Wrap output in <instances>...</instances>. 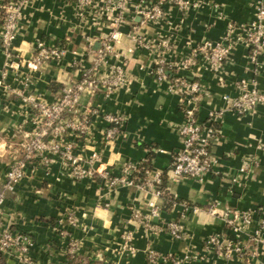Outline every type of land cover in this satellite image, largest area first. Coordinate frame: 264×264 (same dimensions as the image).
<instances>
[{
  "label": "crops",
  "instance_id": "1",
  "mask_svg": "<svg viewBox=\"0 0 264 264\" xmlns=\"http://www.w3.org/2000/svg\"><path fill=\"white\" fill-rule=\"evenodd\" d=\"M89 1L83 7L76 0H29L22 6L12 44L15 52L28 61L40 40L62 50L59 60L32 70L23 66L31 79L27 89L14 81L12 70L5 69L0 46V76L6 70L5 87L0 86V182L8 156L6 146L20 139L23 120L22 102L9 88L51 102L62 87L80 79L81 69L91 66L100 41L111 30L108 18L101 16V0ZM147 1L153 4L158 0ZM188 1L190 6L182 9L163 0L162 15L151 22L133 11L132 0L118 27L114 53L94 73L97 87L80 97L83 108L91 111L83 134L71 137L77 155L86 161L97 154L94 166L112 176H118L127 164L148 160L151 170L165 175L164 187L173 201L156 198L137 184L111 187L98 176L73 181L59 155L51 156L48 169L29 163L24 178L6 193L0 219L5 227L30 235L33 264H76L67 255L71 242L76 244L78 264H111L116 259L119 264H172L168 259L172 257H190L189 264H264V236L261 244L249 241L264 220V106L237 115L229 105L239 94L241 79L253 80L255 87L264 91V70L255 73L244 46L232 43L220 70L199 63L188 73L180 72L203 86L197 100L189 103L197 121L202 123L209 113H218L210 144L215 165L202 180L168 177L171 154L181 147L177 129L183 120L181 105L187 101L166 81L152 75L161 55L155 48L159 41L168 42L169 49L162 56L173 66L199 43L226 36L233 39L229 25L251 22L259 0ZM259 61H264V54ZM117 64L124 65L125 82L106 94L101 82ZM174 73L167 68L168 79ZM104 115L124 119L121 133L112 143L103 137L108 127ZM150 203L156 205L157 215L151 214ZM67 212H73L79 224L66 226L62 234L57 220ZM246 212L252 214L250 223L242 228L229 224ZM171 222L180 225L181 238L166 231ZM126 232L132 237L131 254L120 252ZM212 236L224 243H240L241 256L216 254L205 243Z\"/></svg>",
  "mask_w": 264,
  "mask_h": 264
},
{
  "label": "built area",
  "instance_id": "2",
  "mask_svg": "<svg viewBox=\"0 0 264 264\" xmlns=\"http://www.w3.org/2000/svg\"><path fill=\"white\" fill-rule=\"evenodd\" d=\"M29 0H8L0 7L4 9L5 18L0 26V46L5 56V69L12 70L14 81L24 89L30 86L31 79L23 72V66L32 70L46 62L59 60L62 50L55 44H48L43 40L37 41L33 46V54L30 60L24 61L12 47L13 40L17 33V24L22 18L21 9ZM162 1L151 4L147 0H134L133 11L146 21H155L162 15ZM79 6L90 3L89 0H76ZM132 0H101V16L108 18L111 28L109 35L100 41V47L92 56L91 66L81 69L80 79L62 87L58 96L51 102H46L30 94H23L22 91H9L18 95L23 106V120L20 129V139L16 142H9L7 148V160L2 180L0 182V208L5 200L6 193L14 190L16 185L24 178L25 169L29 163L41 164L44 168L51 165V156L59 155L66 163L68 176L73 181L82 180L85 177L93 178L98 176L109 186L117 187L122 185L137 184L140 188L151 191L156 198L161 193L158 186L161 184V173L151 169H145L139 183L135 182V176L140 172L139 164H127L118 176H112L106 170H97L94 166L98 160L97 154H91L85 161L74 152L71 137L83 134L89 108H83L80 97L85 93H92L97 87L95 71L106 62V58L114 53V43L119 36L118 27L123 23L128 6ZM170 3L179 8H188V0H170ZM103 14V15H102ZM229 32L234 34L233 39L224 37L216 42H202L194 46L187 54L182 56L177 63L169 66L162 54L169 49L166 40L159 41L155 48L159 57L155 60L152 75L158 81H166L173 91L183 94L186 104L181 105L183 120L177 131L181 136V147L171 154V162L168 167V177L176 179L186 177L194 180L202 178L213 168L215 159L210 151V144L215 136L213 124L218 113H209L202 123L197 121L195 109L189 106L190 102L197 100L203 92L200 82L188 75L194 66L201 63L210 70H220L228 59L232 43L242 44L246 49V58L253 64L255 73L264 70V61H259L264 54V0H259L254 18L251 22L241 25H229ZM117 55V54H116ZM77 66L76 62H73ZM167 68L174 70L172 78L166 75ZM6 70L1 73L0 86L5 87ZM125 82L124 65L117 64L113 67L112 73L102 80L101 85L106 94L120 87ZM239 94L230 100L229 105L237 115H243L257 106H264V91L255 87L253 80H239ZM7 89V88H5ZM103 119L108 127L104 132L106 143H112L121 133L124 119L120 116L104 115ZM84 164L88 167L84 168ZM151 214L157 215L158 209L155 204L150 203ZM250 212L235 216L229 224L236 228H242L250 223ZM135 217H138L135 214ZM78 218L73 212H67L62 219L57 220V229L65 234V227L73 228L77 226ZM166 231L174 238L182 237V230L178 223L171 222L165 226ZM264 236V220H261L249 236V241L253 244H261ZM131 233L123 235V243L120 248L121 253L131 254L133 247L131 244ZM206 245L220 256L229 257L234 254L241 256L243 247L240 243L222 242L220 237L212 236L206 240ZM33 240L30 235L13 231L3 225L0 219V256L6 259L15 260L21 264H33L31 250ZM76 250L75 242H71L67 248V255L74 257ZM264 250V248H263ZM150 256V255H149ZM172 264H189L191 258L184 259L168 258ZM111 264H119L117 259Z\"/></svg>",
  "mask_w": 264,
  "mask_h": 264
},
{
  "label": "trees",
  "instance_id": "3",
  "mask_svg": "<svg viewBox=\"0 0 264 264\" xmlns=\"http://www.w3.org/2000/svg\"><path fill=\"white\" fill-rule=\"evenodd\" d=\"M7 1L8 0H2L1 5L6 4ZM4 18H5L4 9L2 7H0V26L2 25V23L4 21ZM213 128H214V124H213ZM145 169H150L148 160H145V161H143V162L140 163V172H138L136 174V176H135V182L139 183L141 181V179H142V173H143V170H145ZM164 176L165 175L161 174V184L158 186V189L160 190V193H161L160 197L165 202H172L173 201L172 197L169 196V194L166 192L165 187H164V180H163L164 179ZM68 259H70V262L71 263L78 264L77 257H70V255H68ZM0 264H7L5 262L3 256H0Z\"/></svg>",
  "mask_w": 264,
  "mask_h": 264
}]
</instances>
